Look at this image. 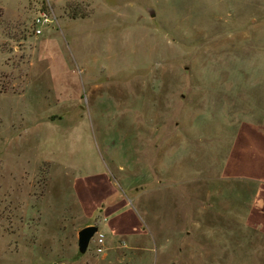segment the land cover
<instances>
[{"label":"rangeland","instance_id":"obj_1","mask_svg":"<svg viewBox=\"0 0 264 264\" xmlns=\"http://www.w3.org/2000/svg\"><path fill=\"white\" fill-rule=\"evenodd\" d=\"M250 125L264 0H0V264H264Z\"/></svg>","mask_w":264,"mask_h":264},{"label":"crops","instance_id":"obj_2","mask_svg":"<svg viewBox=\"0 0 264 264\" xmlns=\"http://www.w3.org/2000/svg\"><path fill=\"white\" fill-rule=\"evenodd\" d=\"M244 141H243V140ZM236 140H241V145L238 146L235 142L231 149L230 158L233 157V165L238 163L249 164V167H258L261 171L260 175L254 174H236L240 178L248 177L255 184H245L244 186L251 190L252 196L256 198L255 204L259 205L260 197L264 199V129L259 128L255 125H250L248 129L242 130L239 135L236 136ZM230 163V164H231ZM262 168V169H261ZM255 204L252 208H254ZM253 210H249L247 216V223L252 224ZM255 223V222H254Z\"/></svg>","mask_w":264,"mask_h":264},{"label":"water","instance_id":"obj_3","mask_svg":"<svg viewBox=\"0 0 264 264\" xmlns=\"http://www.w3.org/2000/svg\"><path fill=\"white\" fill-rule=\"evenodd\" d=\"M98 230L99 227L97 225H87L79 230L78 246L80 252L84 253L87 251L91 239L94 237Z\"/></svg>","mask_w":264,"mask_h":264},{"label":"built area","instance_id":"obj_4","mask_svg":"<svg viewBox=\"0 0 264 264\" xmlns=\"http://www.w3.org/2000/svg\"><path fill=\"white\" fill-rule=\"evenodd\" d=\"M36 23L38 22H46L49 23L51 21V18L46 11H41L40 16L36 18ZM41 30L39 28L36 29V33H40ZM94 241L96 244V251L97 252H104V245H105V235L104 233L97 231L96 235L94 236Z\"/></svg>","mask_w":264,"mask_h":264}]
</instances>
